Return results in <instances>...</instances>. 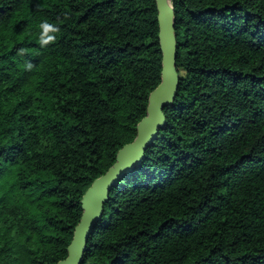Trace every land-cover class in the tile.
Listing matches in <instances>:
<instances>
[{"label":"trees","instance_id":"16d2710c","mask_svg":"<svg viewBox=\"0 0 264 264\" xmlns=\"http://www.w3.org/2000/svg\"><path fill=\"white\" fill-rule=\"evenodd\" d=\"M179 85L82 264H264V0H171ZM155 0H0V264L66 256L160 81Z\"/></svg>","mask_w":264,"mask_h":264},{"label":"water","instance_id":"95a60500","mask_svg":"<svg viewBox=\"0 0 264 264\" xmlns=\"http://www.w3.org/2000/svg\"><path fill=\"white\" fill-rule=\"evenodd\" d=\"M155 4L161 51L160 81L148 95L146 113L136 125L134 139L118 149L113 164L96 177L83 193L80 219L74 227L71 241L66 248V256L57 264L83 263L88 237L102 217L109 191L122 179L123 173L141 164L145 149L165 126L163 110L172 105L179 85V73L176 67L177 39L171 0H155Z\"/></svg>","mask_w":264,"mask_h":264}]
</instances>
